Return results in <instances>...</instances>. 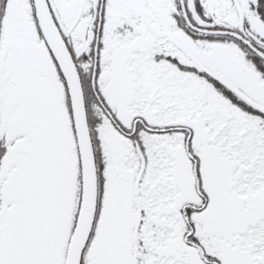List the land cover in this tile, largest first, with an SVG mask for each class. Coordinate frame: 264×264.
Returning a JSON list of instances; mask_svg holds the SVG:
<instances>
[{
  "label": "snow or ice",
  "instance_id": "snow-or-ice-1",
  "mask_svg": "<svg viewBox=\"0 0 264 264\" xmlns=\"http://www.w3.org/2000/svg\"><path fill=\"white\" fill-rule=\"evenodd\" d=\"M0 264H264V0H0Z\"/></svg>",
  "mask_w": 264,
  "mask_h": 264
}]
</instances>
